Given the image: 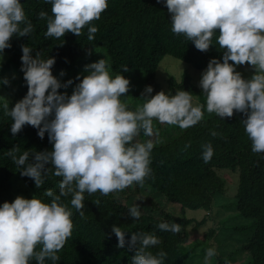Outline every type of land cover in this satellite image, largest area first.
I'll use <instances>...</instances> for the list:
<instances>
[{
  "label": "clouds",
  "instance_id": "1",
  "mask_svg": "<svg viewBox=\"0 0 264 264\" xmlns=\"http://www.w3.org/2000/svg\"><path fill=\"white\" fill-rule=\"evenodd\" d=\"M51 4V15L38 13V19H47L45 38L59 39L66 32L77 36L87 26V39L95 38L98 20L108 7V0H44ZM171 14V31L183 35L200 51L216 44L224 50L222 61L209 60L202 72L199 85L205 103H193L189 91L175 94L163 90L151 95L146 86L142 104L135 109L121 100L128 92L130 81L122 73L112 75L111 64L105 58L85 66L87 72L79 79L71 93L60 92L73 83L61 82L53 75L55 57L43 59L39 51L22 46L21 70L27 84L26 95L9 109L2 106L12 119L10 132L15 136L24 125L37 129L43 139L45 133L52 149L20 152L13 146L5 155L11 157L21 176L34 181L36 188L44 185L52 168L53 175L61 177L59 192L51 188L44 192L50 202L36 197L17 196L0 204V264H57L58 252L72 235L73 209L84 215V194L99 192L106 196L133 184L143 185L152 175V151L159 143L158 130L153 121L186 129L204 119L205 111L220 118L232 117L234 110L246 114L242 120L251 141V150L264 153V0H162ZM218 30V31H217ZM34 31V24L25 14L21 0H0V59L10 48L13 35L22 37ZM231 61V63H230ZM247 63L254 69L250 78H244L237 65ZM65 75L62 70L60 76ZM7 84V79L2 81ZM141 132L150 139L140 141ZM216 136L217 132L212 131ZM156 136L154 141L151 137ZM189 147V145H185ZM202 159L207 163L214 154L211 143L202 146ZM19 153V155H17ZM49 165L52 167L50 168ZM71 195L70 205L62 197ZM99 205L100 200L94 201ZM130 216L139 219L140 206L128 209ZM161 231L179 233V223L159 222ZM117 246L135 248L131 264H165L167 253L150 249L161 243L155 233L133 232L126 239L121 227L113 225ZM216 255L209 247L204 264Z\"/></svg>",
  "mask_w": 264,
  "mask_h": 264
},
{
  "label": "trees",
  "instance_id": "2",
  "mask_svg": "<svg viewBox=\"0 0 264 264\" xmlns=\"http://www.w3.org/2000/svg\"><path fill=\"white\" fill-rule=\"evenodd\" d=\"M21 2L27 18L34 24V31L22 37L13 35L10 38L11 47L4 50L5 56L0 59V79H7L10 85L13 82L17 89L12 98L1 99L0 105L8 102L11 109L27 93V84L21 70L23 45L34 49L33 55L39 51L43 59L55 57L52 72L62 83L69 79H72L74 85L79 83L83 75L76 67L78 57L99 47L106 50L111 70L115 74H121L122 66L127 65L128 71L122 74L130 81L131 71L143 70L145 82L142 87L132 91L133 101L127 104L131 109L144 102L141 94L149 85L153 88L151 95L161 90L173 95L176 91L186 90L191 95H200L205 103L202 89L192 82L187 73L182 74L180 79L169 77L166 89L157 78L159 64L165 55H172L195 68L206 69L210 59L217 58L222 61L224 50L216 44L215 36L214 44L207 51H200L182 34H174L171 31V14L162 0H108L107 9L98 20L91 22L98 28L91 41L87 39V26L80 36L66 32L59 39L45 38L47 19H38V13L46 11L51 15V4L44 0ZM84 62L82 60L81 64ZM62 70L65 75L60 76ZM9 71H15L17 75L9 78ZM62 89L63 87L58 91ZM206 113L205 111L204 119L196 125L186 128L168 141L155 144L150 165L152 175L145 179L143 185L133 184L106 196L99 192L84 194V215L81 216L73 209L72 235L57 253L60 257L57 264H131L135 248H129L127 244L124 247L117 246V237L112 232L113 225L126 231V239L136 231L155 233L161 243L150 249L153 253L163 249L167 253L165 264H187V226L196 222L199 227L206 217L201 220L185 216L175 218L172 213L160 210L156 200L144 197L140 193L143 187L149 191L153 189L164 195L168 201L179 204L182 212L188 208L209 211L216 195L231 191L232 201L229 202L227 210L238 211L244 217L252 219L254 227L253 233L242 246V251L250 254V259L245 264H264V153L251 150V141L242 123L246 114L234 110L232 117L222 119L215 113ZM11 123V117L5 115L3 107L0 106V204L13 201L14 175L28 184L33 191L27 198L35 195L50 202L51 198L44 196V192L51 188L58 193L59 181L62 179L52 174L54 168L49 172L44 185L36 188L34 181L27 176H21L20 169L11 157L5 155L14 145L20 148L21 153L50 151L52 143L48 134L46 132L41 139L37 135V129L26 124L13 136L10 132ZM212 131L217 132V135H211ZM141 135L144 136L142 132ZM207 143L212 144L214 154L205 163L201 153L202 146ZM186 144L189 147L186 148ZM222 169H227L233 175L234 188L232 185L227 186L226 179L220 172ZM133 194L137 196L136 204L140 205L139 219L128 213V209L135 204ZM70 199L71 195L62 197V201L69 206ZM97 199L100 200L99 205L94 203ZM147 204L151 207L149 211L146 209ZM162 221L179 223L181 231L172 233L159 230L156 225ZM216 233L213 225L205 235L210 240H216ZM230 260L236 262L233 258ZM227 261L221 260L219 264L232 263ZM30 264H36V261L32 260ZM47 264L52 262L49 260Z\"/></svg>",
  "mask_w": 264,
  "mask_h": 264
},
{
  "label": "rangeland",
  "instance_id": "3",
  "mask_svg": "<svg viewBox=\"0 0 264 264\" xmlns=\"http://www.w3.org/2000/svg\"><path fill=\"white\" fill-rule=\"evenodd\" d=\"M5 55H3L4 57ZM101 58H105L109 61L107 52L104 48H96L78 57L76 61V67L79 72L84 76L87 74L85 66L98 61ZM82 60L85 61L82 63ZM110 63V61H109ZM205 69H198L192 66L190 63L176 58L172 55H165L161 60L158 71L157 78L158 81L168 89L169 77L174 76L178 79L181 78L182 74L187 73L192 82L201 89L199 81L201 79L202 72ZM236 71H239L244 78H250L254 72V69L250 67L247 63L243 65H237ZM113 76L116 74L110 69ZM9 78H14L17 74L15 71L7 72ZM18 78V76H17ZM139 78V79H138ZM145 82V73L143 70H133L130 72V89L125 96L121 97V100L126 104L133 101V96L131 95L133 90L139 89L143 86ZM75 85L72 84L70 87L63 88L60 92H66L71 95ZM17 85L12 82L5 84L0 79V100L10 99L15 95ZM193 103L204 104V100L200 95H192ZM207 115V113H206ZM205 116V114H204ZM154 128L158 130L159 143L168 141L175 136L181 134L185 129H181L179 126H173L168 124H161L158 121H153ZM138 140L144 141L150 139L149 137L142 136L140 134L137 137ZM154 141L157 139L156 136L151 137ZM158 144V143H157ZM226 170V172H224ZM227 169L220 170L223 177L226 179L227 186L232 185L235 187V181L233 180V175L227 172ZM14 184V195L13 200L19 195L27 198L29 194H32L30 186L26 184L17 175L12 178ZM143 187L141 194L146 198H153L158 202L159 209L172 213L173 217L177 218L179 216H185L186 218H194L201 220L206 217L205 222L197 227L196 222H192L187 226V231L189 234V241L186 243L185 256L187 264H204V256L206 250L209 247H215L216 255L211 257L208 264H219L221 260H228L227 262H232L230 258H233L236 262L231 264H245L250 259L249 252H243L242 246L246 240L253 233L254 227L252 224V219L246 218L241 215L238 211L227 210L229 209V202L232 201L231 191L225 192V194L216 195L215 202L212 209H186L184 212L181 211V206L177 203L168 201L164 195L151 189L150 191ZM138 196V193H136ZM133 194V202L138 203L137 196ZM140 206V205H139ZM146 209L149 211L151 209L150 205H146ZM209 213V215H208ZM215 225L216 227V240L208 239L206 231ZM182 228V227H181ZM230 257V258H229Z\"/></svg>",
  "mask_w": 264,
  "mask_h": 264
}]
</instances>
